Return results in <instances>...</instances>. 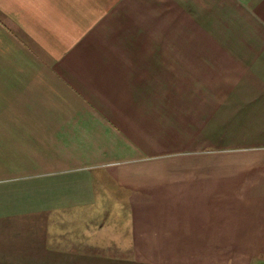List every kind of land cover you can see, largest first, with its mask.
<instances>
[{
	"label": "crops",
	"instance_id": "1",
	"mask_svg": "<svg viewBox=\"0 0 264 264\" xmlns=\"http://www.w3.org/2000/svg\"><path fill=\"white\" fill-rule=\"evenodd\" d=\"M84 174L120 215L34 210L58 264H264V0H0V186ZM18 232L0 264H41Z\"/></svg>",
	"mask_w": 264,
	"mask_h": 264
},
{
	"label": "rangeland",
	"instance_id": "2",
	"mask_svg": "<svg viewBox=\"0 0 264 264\" xmlns=\"http://www.w3.org/2000/svg\"><path fill=\"white\" fill-rule=\"evenodd\" d=\"M94 177L92 174H84L81 176H78L77 178L86 179L84 183L78 184L74 183L72 185H67L66 187L61 188V191L59 192V189L50 190L49 194L44 197V199L38 201L34 200L30 194H26L25 191H23L21 188H18L15 190L16 187L11 186H0V200L5 202L9 201L10 208L13 211H6L7 209L4 206V203L0 204V217L2 216V213H10L11 212H18L19 217L13 218V216H10L8 218L7 215H3L0 218V225H4V227H11L13 226L14 229H19L21 232H18L17 234L8 235V233H3L1 235V239L5 241L6 243H9L11 240L14 241V245H18L19 247V254L25 257L30 256L28 254V251L31 252L32 246L34 247H41L40 248V258L38 259L41 262V264H58V261L56 259L60 258V252L57 254L55 251H49L47 252L48 248L47 246H55V248H58V240L54 236H49V229L50 231H54L57 233V230L60 229V219L58 217L60 209L53 210L52 212L47 214L46 217H39V215L34 210L41 211L39 209L40 206H44V210H52V208H57L59 205L65 204L68 207H71L68 209L71 213H74L75 209H80V205L83 206V209L81 213L84 214L83 218L76 216L75 219H72L76 226L82 227L87 223V220L90 219V214H93L94 216H97L101 220L103 218L111 217L107 220L106 223L109 224V226L113 225L114 222L117 221V218L120 215L119 210H113L110 205H114L110 201L109 194L107 193L106 189L101 186L96 180H91V178ZM101 183V182H100ZM82 188H90V193L87 196V199H95L96 203L94 208L92 207V201L90 203H82L81 197L78 194L79 190ZM42 187H40L41 191ZM13 190V197L11 194ZM11 191V192H10ZM59 195L61 196V199L63 201V204L59 202ZM107 198V199H105ZM91 199V200H92ZM13 201V203H12ZM13 206V207H11ZM115 206V205H114ZM42 208V207H41ZM73 208V209H72ZM73 211V212H72ZM42 212V211H41ZM100 214H97V213ZM8 218V219H7ZM10 218H13L14 220H11ZM18 219V222H17ZM63 220H66L64 217ZM57 224H59L58 228L56 229ZM56 230V231H55ZM93 237V236H92ZM95 242L96 240H93ZM103 241V240H102ZM102 241H98L100 244ZM74 244V243H73ZM72 244V245H73ZM66 246H69V244H66ZM65 246V248H66ZM23 247H26V250H22ZM34 247V250H35ZM61 249L63 248L62 245H60ZM77 247V246H76ZM70 248V247H67ZM71 250V249H68ZM73 251V250H72ZM88 256H94V253L97 254H106V255H122L123 252L121 250L119 251H111V250H102L99 248V250L94 251H85L84 248H81V246L77 247V253H87ZM74 253V252H69ZM76 253V252H75ZM125 255H127V251L124 252ZM32 262V261H31ZM61 262V261H60ZM59 262V263H60Z\"/></svg>",
	"mask_w": 264,
	"mask_h": 264
}]
</instances>
